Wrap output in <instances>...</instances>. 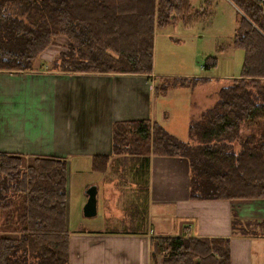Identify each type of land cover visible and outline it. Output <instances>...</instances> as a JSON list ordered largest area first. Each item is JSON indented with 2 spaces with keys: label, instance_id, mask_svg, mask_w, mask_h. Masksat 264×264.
Here are the masks:
<instances>
[{
  "label": "trees",
  "instance_id": "1",
  "mask_svg": "<svg viewBox=\"0 0 264 264\" xmlns=\"http://www.w3.org/2000/svg\"><path fill=\"white\" fill-rule=\"evenodd\" d=\"M214 1L0 0V71L33 70L39 55L61 38L64 51L52 59L50 70L143 75L151 81L154 31L207 21ZM226 1L238 17L231 48L242 51L239 76L188 123L186 140L177 141L148 120L111 127V157L150 151L185 160L192 201L264 200V0ZM191 2L197 3L195 10ZM205 63L214 66L215 59ZM210 80L177 79L153 86V94L192 90ZM66 175L63 159L33 158L23 167L19 156L0 153V264H68ZM250 225L233 221L231 231L245 236ZM153 242L159 261L151 254V264H229L227 240Z\"/></svg>",
  "mask_w": 264,
  "mask_h": 264
},
{
  "label": "crops",
  "instance_id": "2",
  "mask_svg": "<svg viewBox=\"0 0 264 264\" xmlns=\"http://www.w3.org/2000/svg\"><path fill=\"white\" fill-rule=\"evenodd\" d=\"M59 40L62 39L56 42ZM58 45L61 46L55 43L53 50L49 47L42 52L38 57L41 65L31 71H0V153L19 156L23 167L39 157L66 162L68 264H151V254L155 258L159 255L153 242L156 238L227 240L229 264H264V200L192 201L188 197L185 160L156 157L150 151L142 157H111L113 124L148 120L161 125V119L164 126L169 122H165V113H158L155 107L153 73L154 80L150 81L143 75L50 70V62L64 51L65 42ZM124 163L129 166L122 169ZM82 170L89 183L86 189L96 187L95 214L99 207L102 215L106 212L110 198L104 189L111 182L117 185L122 173L123 190H142L138 203L143 217L126 219L117 228L109 226L93 233L70 231L69 175ZM131 174L135 176L127 177ZM114 199L117 208L126 204ZM85 200L84 195V203ZM153 208L162 213L154 226L150 223ZM233 221L250 223L249 234L231 231Z\"/></svg>",
  "mask_w": 264,
  "mask_h": 264
},
{
  "label": "rangeland",
  "instance_id": "3",
  "mask_svg": "<svg viewBox=\"0 0 264 264\" xmlns=\"http://www.w3.org/2000/svg\"><path fill=\"white\" fill-rule=\"evenodd\" d=\"M199 1V0H197ZM192 10L197 7L196 2H191ZM237 13L226 0H215L211 14L207 21H188L183 25L176 23L154 31L152 42V73L155 77V85L162 87L171 85L173 80L205 77L211 80L207 84L197 85L190 90L185 87L170 88L167 94L157 92L154 98L158 113H165V122L159 119L161 128L169 136H175L177 141L186 140V124L208 109L216 100V92L219 88L227 86L232 79L239 76L242 51L232 49L231 41L235 34ZM61 39V38H60ZM63 40H59L62 43ZM57 47L58 42H55ZM50 46V50H53ZM49 48V47H48ZM214 58L215 65L208 66L205 60ZM41 65V62H35ZM208 67L205 68L204 66ZM26 164V163H24ZM129 163L122 164V169ZM68 183V215L70 214L69 230L93 233L104 230L109 226L117 228L125 220H135L143 217V208L138 203V197L142 190L134 187L123 190L119 174L118 184L110 183L105 190L109 200L105 206L106 212L102 215V207H99L93 218H83L80 206L84 203L86 187L89 186L84 170L69 175ZM134 176L133 174L127 177ZM105 180V179H104ZM129 181V180H127ZM129 184V183H127ZM125 184V185H127ZM107 185H105L106 187ZM67 189V186H66ZM100 193L98 190L97 197ZM114 198L125 201V205L115 207ZM116 201V200H115ZM99 204V201H97ZM162 214L156 208L151 209L150 223ZM165 214V213H164ZM108 215V220L105 219ZM140 216V217H139ZM132 230V227L129 228ZM159 258V255H157ZM155 258L156 263L158 258Z\"/></svg>",
  "mask_w": 264,
  "mask_h": 264
},
{
  "label": "water",
  "instance_id": "4",
  "mask_svg": "<svg viewBox=\"0 0 264 264\" xmlns=\"http://www.w3.org/2000/svg\"><path fill=\"white\" fill-rule=\"evenodd\" d=\"M86 196L85 203L81 208L83 218H93L95 216L96 208V187L90 186L84 191Z\"/></svg>",
  "mask_w": 264,
  "mask_h": 264
},
{
  "label": "built area",
  "instance_id": "5",
  "mask_svg": "<svg viewBox=\"0 0 264 264\" xmlns=\"http://www.w3.org/2000/svg\"><path fill=\"white\" fill-rule=\"evenodd\" d=\"M261 1H263V0H261Z\"/></svg>",
  "mask_w": 264,
  "mask_h": 264
}]
</instances>
